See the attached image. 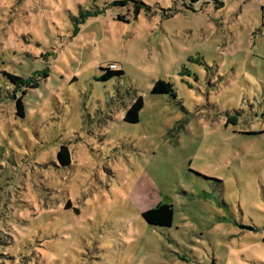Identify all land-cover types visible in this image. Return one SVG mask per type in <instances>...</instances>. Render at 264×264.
I'll list each match as a JSON object with an SVG mask.
<instances>
[{
  "label": "rangeland",
  "instance_id": "obj_1",
  "mask_svg": "<svg viewBox=\"0 0 264 264\" xmlns=\"http://www.w3.org/2000/svg\"><path fill=\"white\" fill-rule=\"evenodd\" d=\"M115 1L0 0V264H264V0Z\"/></svg>",
  "mask_w": 264,
  "mask_h": 264
},
{
  "label": "trees",
  "instance_id": "obj_2",
  "mask_svg": "<svg viewBox=\"0 0 264 264\" xmlns=\"http://www.w3.org/2000/svg\"><path fill=\"white\" fill-rule=\"evenodd\" d=\"M127 0H116L115 5H126ZM191 4H196L202 0H189ZM213 1L216 8H222L224 6L223 0H206ZM81 19H84L82 16ZM102 80H110L115 76H123L124 70L118 67L117 69H111L108 66L102 67ZM9 80L14 83L17 87V91L13 92V96L16 99V115L24 117L26 114V105L24 102V95L28 92L31 87H38L39 83L35 81V78L25 79L21 76H17L11 73H5ZM33 79V80H32ZM22 86H25L22 88ZM22 92L21 94L19 92ZM152 94H172L176 96L173 90V85L169 81L158 80L155 82L153 88L151 89ZM144 107V98L139 96L128 108L124 120L130 123H137L140 120V113ZM57 158L59 160L60 166H68L71 163V152L68 145H61ZM144 219L153 226L158 227H169L172 225L174 220V207L171 204L160 202L156 206L151 207L143 211Z\"/></svg>",
  "mask_w": 264,
  "mask_h": 264
},
{
  "label": "built area",
  "instance_id": "obj_3",
  "mask_svg": "<svg viewBox=\"0 0 264 264\" xmlns=\"http://www.w3.org/2000/svg\"><path fill=\"white\" fill-rule=\"evenodd\" d=\"M108 67L111 69H117L118 68L116 63H111Z\"/></svg>",
  "mask_w": 264,
  "mask_h": 264
}]
</instances>
